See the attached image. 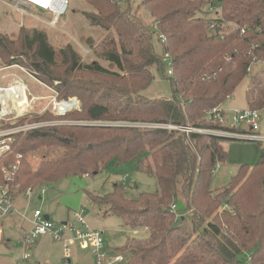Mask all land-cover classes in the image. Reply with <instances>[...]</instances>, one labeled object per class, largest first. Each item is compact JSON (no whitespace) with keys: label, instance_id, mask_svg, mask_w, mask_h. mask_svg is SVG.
<instances>
[{"label":"trees","instance_id":"1","mask_svg":"<svg viewBox=\"0 0 264 264\" xmlns=\"http://www.w3.org/2000/svg\"><path fill=\"white\" fill-rule=\"evenodd\" d=\"M84 1L93 8L84 15L88 23L108 34L97 52L108 67L84 61L72 44L56 48L37 28L0 33L1 65L21 67L52 88L59 102H81L80 110L65 115L47 109L19 119L18 125L40 127L15 137L12 151L0 159V184L16 198L28 189L135 162L141 173L156 177V192L134 194L116 184L109 194L86 195L103 218L115 216L126 230L148 231L147 239L132 238L114 249L124 257L122 264H241L244 254L249 264H264V144L257 165L240 166L215 192L213 173L229 160L222 144L227 138L87 123L227 129L208 115L223 109L247 78L249 110H264V71L249 74L253 64L264 62V0H141L167 39L173 76L155 49V29L137 13L119 0ZM210 6L220 10L210 12ZM83 42L95 48L93 40ZM156 72L169 81L171 96L144 94ZM52 149L60 154L48 153ZM37 153L40 161L33 165L28 156ZM17 155L20 165L6 181L2 168ZM179 188L187 215L177 210Z\"/></svg>","mask_w":264,"mask_h":264},{"label":"rangeland","instance_id":"2","mask_svg":"<svg viewBox=\"0 0 264 264\" xmlns=\"http://www.w3.org/2000/svg\"><path fill=\"white\" fill-rule=\"evenodd\" d=\"M119 2L122 8H130L133 12L138 14L145 25H151V29L154 30L155 26L149 12L145 7L140 5L141 0H119ZM31 12L32 13L19 12L0 2V33L8 35L16 34L21 26H26L30 29L37 28L47 33L50 42L56 48L72 44L83 54L84 61L88 63L99 61L103 66L108 67V63L97 55V52L102 50V43L108 34L100 28L88 23L84 15L93 12V8L84 0H70L67 12L60 18L55 29L50 28L43 23L44 21L51 22V17L48 16L45 11L34 8ZM83 39L93 40L95 48H89L86 43L83 42ZM154 46L157 53L163 56L165 53L164 43L159 36V32L156 30L154 35ZM84 49H87L90 52L86 54ZM18 67L9 70L4 69L0 74V80L7 82L12 80V78H17L14 80H20L22 83L31 86H28V94L31 95L32 93V96H29L30 103L25 105L23 109L18 108L16 112L13 109V106H10L11 110L21 118H26L32 114L43 113L47 109L53 110L56 97L53 89L38 80V84L35 83L26 72H22ZM263 71L264 64L255 63L251 67L250 75L260 73L261 76H263ZM14 80H12V82ZM17 83L18 82L13 84ZM3 84L5 85V83ZM248 86L249 78L237 88L234 97L223 105L224 123L228 127L234 126L233 118L237 111L249 110L247 100ZM32 87L36 89H32ZM144 94L150 98L168 97L172 95V90L169 81L164 78L163 74L156 72L154 82ZM73 103L77 104L76 100H73ZM259 115V135L264 137V110L259 111ZM69 124H77V122H69ZM78 124H82V122ZM241 128L246 132L248 131V127L245 125H242L240 129ZM222 144L229 155V160L228 162L221 164L220 168H216L213 173L211 188L215 192L223 190L229 184L231 178L238 172L240 166L244 164L252 167L257 165L260 160L262 145L264 143L255 140H225ZM48 153L57 155L60 154V151L52 149L49 150ZM38 154L39 153L28 156V160L33 165L38 164L40 161ZM11 163L13 162H10L9 164ZM1 166L2 164H0V167ZM2 174L4 175L3 172ZM124 176H127L126 185L123 184ZM116 184L125 186L134 194L139 192L154 193L158 188L156 177L141 173L137 168V164L132 162L118 167L110 165L104 172L96 176L67 178L58 183L37 188L33 191V195L25 198L21 197L17 201H23L22 203H25L28 211L31 213L29 217L33 216L36 210H40L44 215L48 214L52 220L59 222H61L62 219H60L61 217H56L55 212L67 214L69 211L73 210H86L84 219L93 230L103 233L106 244L111 247V249L109 248L110 253L114 254L116 253L114 249L124 246L127 241L132 238L145 240L149 237V233L146 229H138L135 232L132 230H126L125 225L120 218L115 216L103 218L93 206L87 203V193L91 192L94 194L106 195L113 192ZM41 188H46L47 194L43 196L42 199H39L42 190ZM177 205L178 211L183 213L187 212L186 202L181 196L180 188L178 191ZM71 223L75 226L78 225L75 218H71ZM5 229L4 239L6 241L7 238H11L10 234L13 233V230L10 231L7 226H5ZM10 240L11 248H13V250L15 249V258L10 257L12 253H7L8 246L4 243L0 245V256H6L10 260V264L22 263L23 249L21 246V239L12 237ZM31 254L32 257L26 264H66L64 250L58 248V244H56V241L50 236L40 237L37 240L36 245L31 249ZM69 255V264H95L91 249H83L81 247V242L78 240L69 248ZM240 261L241 264H249L246 254L241 256Z\"/></svg>","mask_w":264,"mask_h":264},{"label":"built area","instance_id":"3","mask_svg":"<svg viewBox=\"0 0 264 264\" xmlns=\"http://www.w3.org/2000/svg\"><path fill=\"white\" fill-rule=\"evenodd\" d=\"M0 2L14 8L19 12L32 13L34 8L41 9L51 17V22L44 21L43 23L50 28L56 27L60 18L67 12L70 4V0H51L49 5L46 7L42 4L37 3L34 0H0ZM55 3V4H54ZM220 10L216 6H210V12H215ZM155 29L156 26H155ZM244 32V31H243ZM162 42L164 43L165 53L163 55L162 61L165 65V70L168 76H173V60L171 55L166 51L167 39L160 35ZM85 53L88 54L90 51L84 49ZM260 63V62H259ZM264 64V62H261ZM3 67L0 61V74L3 71ZM251 73V68L249 69V74ZM10 88V87H9ZM8 88L0 86V159L8 155L12 149L11 145L15 140V137L19 134L27 132L29 130L40 127L39 124H26L18 125V121L21 118L18 114H15L10 107V104H16L15 101L8 95ZM77 105L67 108L66 113L73 110H80L81 103L77 100ZM73 102L54 101L53 112L61 115L62 108L61 105H69ZM17 105V104H16ZM21 108V107H20ZM13 109L17 112L18 107L13 106ZM51 110V109H50ZM210 120L220 123L223 127L227 129H213V128H197L191 125L187 126H177L172 124H162V123H147V122H108V121H95L88 123L89 125H99V126H122V127H133L143 130L150 129H166L169 131H180L185 133V135L190 138L192 134L208 135V136H219L227 138L228 140H255L264 143V137L259 135L260 126V115L257 110H246L237 111L234 115V126L228 127L224 123V110L222 108H215L208 115ZM19 118V119H18ZM18 119V120H17ZM242 125L248 127L246 132L242 128ZM20 155H17V160L7 167L3 166L2 172L6 181L11 179V176L17 171L20 165ZM220 165L217 166V169ZM127 176L123 178V184L126 185ZM45 193V189L42 190ZM33 190L28 189L26 196L32 195ZM225 206V209H228ZM176 210V205L173 206ZM15 205V195L12 193L8 185L0 184V219L9 217L16 213ZM86 210H79L72 213L71 218H75L78 225L75 226L71 221L59 222L52 220L50 216L47 219L43 212L36 210L30 220V229L23 230L21 236V246L23 249L22 263L26 264L30 261L32 254L31 249L36 245L37 240L42 236H50L53 240L63 245L64 259L65 263H70L69 248L74 245L75 241L81 242V247L83 249H91L93 257L95 259V264H122L124 262V257L120 254H111L110 250L106 246V241L103 233L93 230L89 224L84 219V214ZM26 219V217L24 216ZM64 218V216H61Z\"/></svg>","mask_w":264,"mask_h":264},{"label":"crops","instance_id":"4","mask_svg":"<svg viewBox=\"0 0 264 264\" xmlns=\"http://www.w3.org/2000/svg\"><path fill=\"white\" fill-rule=\"evenodd\" d=\"M15 67H17V66H12V67H9V68H5V70H7V69L9 70V69L15 68ZM18 68H20V70L22 72H25L21 67H18ZM26 74L35 83L38 84V81L33 76H30V74H28L27 72H26ZM14 79H17V78H12V80H14ZM12 80H9L7 82H4V80H0V85L1 86H4V87H8L9 85H13V83L18 82V83H20L22 85H25L27 88L29 86V85H26V84L22 83L20 80H14L15 82L14 81L12 82ZM3 83H5V85ZM29 87H31V86H29ZM32 89H36V88L32 87ZM27 90H29V89H27ZM29 96H32V93H31V95L28 94V98H29ZM84 177H86V176H84ZM84 177H82V178H84ZM43 189H45V193L42 192ZM43 189L40 192L39 199H42L43 196H45L47 194V189L46 188H43ZM33 193H32V195H33ZM21 197L22 198H25L27 196L23 194V195H19V196H17L15 198V205H16L17 212L14 213L13 215L9 216V217L0 219V245H2L4 243V244H6L8 246L7 253H12L10 255V257H14V250H15V249L13 250V248H11L12 246H10V241H11L10 239L12 237H16L18 239L19 238L21 239L23 230L30 229V226H31L30 225V220H31L32 216L29 217V215L31 213L28 211L25 203L24 204L22 203L23 201H17ZM87 203H88V200H87ZM74 212H75L74 210L73 211H69L67 214H61L62 212H55V216L56 217L64 216V218H60V219H62V222H66L68 220L71 221L72 213H74ZM187 214H189V212H186V215ZM24 216L26 217V219L24 218ZM45 216L48 217V214L45 215ZM5 226H7L10 229V231L13 230V233L10 234L11 235V238H7L6 241L4 239L5 231H6ZM43 238H45V237H43ZM56 244H58V248H60L61 250H63V245L61 243L56 242ZM106 246H107L108 249L109 248L111 249V247H109L107 244H106ZM0 264H10V260L6 256H0Z\"/></svg>","mask_w":264,"mask_h":264},{"label":"bare ground","instance_id":"5","mask_svg":"<svg viewBox=\"0 0 264 264\" xmlns=\"http://www.w3.org/2000/svg\"><path fill=\"white\" fill-rule=\"evenodd\" d=\"M36 1L37 3L39 4H42L46 7V5H49L50 1L51 0H34ZM56 2V0H55ZM55 4V3H54ZM155 26V25H154ZM155 29V28H154ZM156 30V29H155ZM163 58V56H162ZM3 67V66H2ZM5 69V67H3ZM3 69V70H4ZM24 70V69H23ZM25 71V70H24ZM26 72V71H25ZM1 86V85H0ZM4 87V86H3ZM10 87V88H9ZM9 90H8V95L15 101V103L17 104H13L10 106H17L19 109H23L25 107V105H28L30 103V100L28 98V88L25 86V85H22V84H13V85H9L7 87ZM56 98V97H55ZM77 104L71 102L70 103V106L68 105H61V108H62V111H66L67 108L69 107H72V106H75ZM21 107V108H20Z\"/></svg>","mask_w":264,"mask_h":264},{"label":"water","instance_id":"6","mask_svg":"<svg viewBox=\"0 0 264 264\" xmlns=\"http://www.w3.org/2000/svg\"><path fill=\"white\" fill-rule=\"evenodd\" d=\"M66 114V112H63V113H61V115H65ZM47 219L49 218V217H46Z\"/></svg>","mask_w":264,"mask_h":264}]
</instances>
